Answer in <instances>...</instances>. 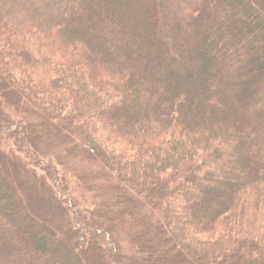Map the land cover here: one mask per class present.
I'll list each match as a JSON object with an SVG mask.
<instances>
[{"label":"trees","instance_id":"trees-1","mask_svg":"<svg viewBox=\"0 0 264 264\" xmlns=\"http://www.w3.org/2000/svg\"><path fill=\"white\" fill-rule=\"evenodd\" d=\"M46 141L115 200L80 204ZM0 264H264V0H0Z\"/></svg>","mask_w":264,"mask_h":264},{"label":"rangeland","instance_id":"rangeland-1","mask_svg":"<svg viewBox=\"0 0 264 264\" xmlns=\"http://www.w3.org/2000/svg\"><path fill=\"white\" fill-rule=\"evenodd\" d=\"M127 1V0H123ZM138 1V0H137ZM170 9L171 7H167ZM141 10H146V5L141 6ZM121 13L120 15H122ZM75 142V141H74ZM48 141L42 143L40 148L42 154L48 151ZM82 145V144H79ZM83 146V145H82ZM84 147V146H83ZM83 150V151H82ZM88 150V149H87ZM84 148H78L72 155L67 152L59 153L58 151H49L47 156H43L45 161H51L59 171L60 176H65L68 180L72 194L76 196L80 204H87L91 200L101 204L102 202H113L117 191H119V182L116 177H112L109 171L99 165V161L88 158L90 161L84 160V156L88 151ZM7 154H9L7 152ZM15 158L16 165L15 176L19 184L23 186V197L26 204L33 207V212L40 221H48L53 226L57 223H52L50 215L54 214L60 217L59 207L57 204L55 189L52 190L50 183H44L41 180L42 174L35 170L28 159L24 155H17ZM19 163L21 165H19ZM92 175V176H91ZM120 192H118L119 195ZM140 199V197H138ZM151 206L146 205L140 212L138 221H141L142 228L152 223L156 217H153ZM155 214H160L156 212ZM112 217V216H111ZM133 223L126 224L115 230V236L131 237L135 233ZM139 229V230H141ZM64 231V230H63Z\"/></svg>","mask_w":264,"mask_h":264}]
</instances>
